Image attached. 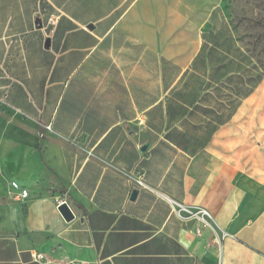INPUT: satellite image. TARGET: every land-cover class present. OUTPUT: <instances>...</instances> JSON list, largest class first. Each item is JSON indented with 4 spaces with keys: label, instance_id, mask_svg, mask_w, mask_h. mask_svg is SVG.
<instances>
[{
    "label": "crops",
    "instance_id": "0c3cea01",
    "mask_svg": "<svg viewBox=\"0 0 264 264\" xmlns=\"http://www.w3.org/2000/svg\"><path fill=\"white\" fill-rule=\"evenodd\" d=\"M261 93L224 0H0V264H264Z\"/></svg>",
    "mask_w": 264,
    "mask_h": 264
},
{
    "label": "rangeland",
    "instance_id": "374dc122",
    "mask_svg": "<svg viewBox=\"0 0 264 264\" xmlns=\"http://www.w3.org/2000/svg\"><path fill=\"white\" fill-rule=\"evenodd\" d=\"M224 9L238 40L264 69V0H224ZM260 100L264 105V93Z\"/></svg>",
    "mask_w": 264,
    "mask_h": 264
},
{
    "label": "built area",
    "instance_id": "2783aa9c",
    "mask_svg": "<svg viewBox=\"0 0 264 264\" xmlns=\"http://www.w3.org/2000/svg\"><path fill=\"white\" fill-rule=\"evenodd\" d=\"M50 130V126L46 127ZM138 186H144L142 181H135ZM9 197L15 202H24L29 198V191L21 187L17 182L8 180L6 182ZM173 214L181 221L196 222L198 224L196 234L202 236L203 230L209 229L213 234V242L221 249L226 239L232 237L227 231L222 230L215 222L213 214L204 207H191L183 203L169 201ZM32 259L39 264H52L45 254L32 252Z\"/></svg>",
    "mask_w": 264,
    "mask_h": 264
},
{
    "label": "water",
    "instance_id": "95a60500",
    "mask_svg": "<svg viewBox=\"0 0 264 264\" xmlns=\"http://www.w3.org/2000/svg\"><path fill=\"white\" fill-rule=\"evenodd\" d=\"M49 40L47 41V45H49ZM138 195V191L134 190L132 193V200H134ZM59 211L61 212V214L63 215V217L67 220V221H71L74 218V215L69 207V205L65 202H63L60 207H59Z\"/></svg>",
    "mask_w": 264,
    "mask_h": 264
},
{
    "label": "trees",
    "instance_id": "16d2710c",
    "mask_svg": "<svg viewBox=\"0 0 264 264\" xmlns=\"http://www.w3.org/2000/svg\"><path fill=\"white\" fill-rule=\"evenodd\" d=\"M259 63V60H258ZM260 66V65H259ZM261 73H260V82L262 81L263 77H264V69H260Z\"/></svg>",
    "mask_w": 264,
    "mask_h": 264
}]
</instances>
